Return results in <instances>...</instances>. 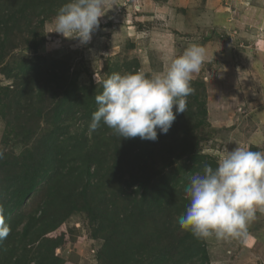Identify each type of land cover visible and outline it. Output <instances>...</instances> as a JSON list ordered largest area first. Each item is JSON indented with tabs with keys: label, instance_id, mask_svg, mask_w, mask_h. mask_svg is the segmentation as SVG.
<instances>
[{
	"label": "trees",
	"instance_id": "16d2710c",
	"mask_svg": "<svg viewBox=\"0 0 264 264\" xmlns=\"http://www.w3.org/2000/svg\"><path fill=\"white\" fill-rule=\"evenodd\" d=\"M66 2L0 0V74L13 79L0 84V218L10 229L0 239V264H69L60 251L76 214L102 241L98 264H209L203 240L182 230L177 218L188 204L192 172L216 167L213 159L183 136L163 144L121 138L103 122L89 135L102 85L81 84L70 61L6 60L20 34L37 50L40 29ZM138 68L126 64L121 73ZM192 123L198 129L203 120ZM172 145L179 150L161 157L160 148Z\"/></svg>",
	"mask_w": 264,
	"mask_h": 264
},
{
	"label": "rangeland",
	"instance_id": "374dc122",
	"mask_svg": "<svg viewBox=\"0 0 264 264\" xmlns=\"http://www.w3.org/2000/svg\"><path fill=\"white\" fill-rule=\"evenodd\" d=\"M105 12L87 45L53 31V17L40 29L37 50L20 34L19 47L6 60L13 66L38 56L47 58L46 63L70 61L81 84H92L95 77L103 80L134 62L139 71L160 72L187 47L201 46L206 61L191 81L194 92L186 98V112L176 113L166 134L158 130V144L183 136L215 165L237 143L264 151V0H106ZM12 80L0 74L1 85ZM190 112L195 113L191 121ZM197 120L203 125L194 129L192 122ZM4 129L0 117V146ZM178 150V145L166 151L162 146L159 154L166 157ZM66 228L74 233L60 254L69 264H98L96 251L102 241L92 237L84 215L72 216ZM254 231L257 235L251 240ZM248 233L247 243L202 239L209 264H264V215L249 225Z\"/></svg>",
	"mask_w": 264,
	"mask_h": 264
},
{
	"label": "clouds",
	"instance_id": "9594fccd",
	"mask_svg": "<svg viewBox=\"0 0 264 264\" xmlns=\"http://www.w3.org/2000/svg\"><path fill=\"white\" fill-rule=\"evenodd\" d=\"M105 6L106 0H67L54 17L53 31L87 45L106 13ZM205 61V49L191 45L160 72H114L103 80L95 77L102 92L95 95L99 107L92 115L89 135L103 122L121 138L157 140L158 130L166 134L176 113L186 112V98L194 92L191 81ZM237 145L218 157L216 167L205 164L184 189L188 204L177 223L197 239L214 236L247 243L249 225L257 211L264 213V151ZM3 155L0 151V159ZM9 232L0 218V239Z\"/></svg>",
	"mask_w": 264,
	"mask_h": 264
},
{
	"label": "crops",
	"instance_id": "0c3cea01",
	"mask_svg": "<svg viewBox=\"0 0 264 264\" xmlns=\"http://www.w3.org/2000/svg\"><path fill=\"white\" fill-rule=\"evenodd\" d=\"M260 215H264V213L258 212V214H256V219L259 218ZM254 221H255V220H254ZM254 221H253V222H254ZM253 222H252V223H253ZM256 235H257V232L254 231V232L251 234V238H250V239H251V240L254 239ZM250 248H252V247H250ZM250 248H248V249H250Z\"/></svg>",
	"mask_w": 264,
	"mask_h": 264
}]
</instances>
